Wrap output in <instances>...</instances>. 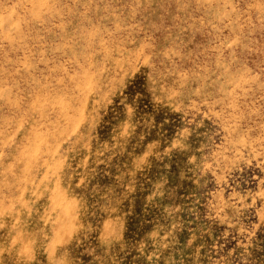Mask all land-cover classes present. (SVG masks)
Returning a JSON list of instances; mask_svg holds the SVG:
<instances>
[{
    "label": "rangeland",
    "instance_id": "obj_1",
    "mask_svg": "<svg viewBox=\"0 0 264 264\" xmlns=\"http://www.w3.org/2000/svg\"><path fill=\"white\" fill-rule=\"evenodd\" d=\"M0 264H264V0H0Z\"/></svg>",
    "mask_w": 264,
    "mask_h": 264
}]
</instances>
